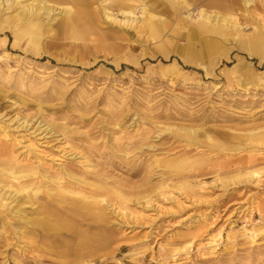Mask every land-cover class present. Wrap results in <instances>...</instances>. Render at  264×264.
Wrapping results in <instances>:
<instances>
[{
	"label": "rangeland",
	"instance_id": "obj_1",
	"mask_svg": "<svg viewBox=\"0 0 264 264\" xmlns=\"http://www.w3.org/2000/svg\"><path fill=\"white\" fill-rule=\"evenodd\" d=\"M185 1L171 45L139 8L35 40L0 22V158L75 178L17 202L0 173V264H264V0ZM201 8L238 30L189 39Z\"/></svg>",
	"mask_w": 264,
	"mask_h": 264
},
{
	"label": "bare ground",
	"instance_id": "obj_2",
	"mask_svg": "<svg viewBox=\"0 0 264 264\" xmlns=\"http://www.w3.org/2000/svg\"><path fill=\"white\" fill-rule=\"evenodd\" d=\"M165 1L166 3L164 1L163 2H159V1L152 2V0H0V15H1L0 22H1L2 28H4L3 27L4 25L2 26L4 21L6 22L8 21L9 23H12L14 26V30L16 29V31L13 30V33L14 35H16V37L18 36L16 34L18 32V29L21 27L22 30L19 29L21 33L31 38V40H35L38 37H42L45 33L53 32V28L49 24V22L52 20L55 21L57 16H60L59 19L57 20L59 22L58 25L60 26V28H63L67 31L72 30L71 32L75 33L76 28L74 25L76 24V22H78L82 18H88V16L92 18V17H98L102 15L103 17L107 19L109 18L110 20L115 21L117 17L115 14L109 11L110 7L117 8L118 12H120L124 17V20H125L124 25H127V26L130 25L131 27V25H133L134 22H137L139 18L135 16V10L139 8L138 10H140L141 19L139 20L140 22L139 21L137 22L138 27L137 26L136 27L138 31H140L141 33L148 34L149 37H152L155 40L157 39H160V41L164 40V42H162L163 44L171 45L173 41L171 40L172 37L170 35H174L173 34L174 32L180 33V31L182 30L184 31V28L182 27L181 28L182 30H181L180 27H178V24L173 25V28L171 29L172 25L170 24V22L172 20V16L176 12L174 10L177 9L176 8L177 5L184 6V4H187V1L185 0H165ZM218 1H219L218 4L215 1L213 3L215 5H220L221 8H223L225 11H232L231 9H229V6L225 2H223L222 0H218ZM250 2H252V0H244V4L246 6ZM5 3H7L6 8H5L8 10L7 16H5V13H4ZM56 5L63 6L62 8H59V11L57 13H55L58 9L55 7ZM92 6H95V7H92ZM198 10H199V15H200V21H198V25L196 26V28H190L186 30L187 31L186 35H188L189 39H192V37L194 38V35H196L198 38L206 37L207 33H212V35L215 34V35L224 37L229 34L228 29L235 30V31L238 30V28L236 27L237 26L236 24L238 22H235L233 24L232 18L234 17V15H232L231 13L214 12L213 14H208L202 8ZM102 16H101V19H103ZM16 27H19V28L17 29ZM170 29H171V32L167 34V32H169ZM208 45L211 46L213 44L212 42H208ZM187 47L188 49H190L192 48V45L190 46V43L187 42ZM261 57H264V55H261ZM3 134H5V132H3ZM0 145L3 146L2 143H0ZM4 151L7 152L9 151V149L5 148ZM12 159L13 160L8 159V161L6 162L5 160L2 161V159L0 158V163L4 165L5 167L4 173L2 172L0 173L3 176L2 179L3 180L5 179L4 181H6L7 179L9 183H15V184L19 183L20 184L19 189L13 195L14 197L17 196L16 197L17 202H24V201L26 202L27 201L26 199H31L30 198L31 196H26V194H24L28 192V191H25L27 189H25L24 184L26 183V186H30V184H27L29 182L21 180V178L23 177H25L26 179L27 176L34 177L37 174L38 176H35L37 180L35 181H38V183L39 184L41 183V185L47 183L48 181L55 182L57 183V185H60L59 181L64 180L65 178L75 179L74 176L70 175L71 173H69L67 170H63L61 174L59 175L56 174L55 177L51 178L50 176H48V174H45L44 172H42L43 170L41 171L42 169L41 167H39L40 171H33L29 173L28 175H22L20 173L22 175L21 176L17 173L15 169V165H19L18 161H16L15 160L16 158L14 157H12ZM85 183L92 185L87 182ZM10 190L11 189H9V191ZM32 193H33L31 194L32 196H36L35 192H32ZM3 194L0 195V197L2 196V198L0 199V208L6 209L8 212L13 213L15 209L13 210L12 208L9 207L6 200H4ZM7 196H8L7 197L8 199V198H11L12 195L8 194ZM86 198L88 197L85 196V199ZM81 201L76 202L74 206H76L77 208H83L85 202H81ZM96 202H97L96 200H93V203H96ZM43 208L47 209L46 207H42V209ZM43 211H46V210H43ZM15 214H18V211H15ZM32 223L33 225H35L34 221ZM38 223H42V222H38ZM38 223L36 224L38 225ZM260 229L261 230L259 231L261 232L264 231L262 227H260Z\"/></svg>",
	"mask_w": 264,
	"mask_h": 264
}]
</instances>
